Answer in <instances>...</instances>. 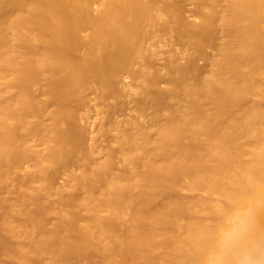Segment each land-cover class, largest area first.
Instances as JSON below:
<instances>
[{
    "label": "bare ground",
    "instance_id": "obj_1",
    "mask_svg": "<svg viewBox=\"0 0 264 264\" xmlns=\"http://www.w3.org/2000/svg\"><path fill=\"white\" fill-rule=\"evenodd\" d=\"M191 1L193 18L177 0H0V259L204 264L222 214L264 196V0ZM157 20L208 68L150 74V123H100L98 159L76 106L126 90Z\"/></svg>",
    "mask_w": 264,
    "mask_h": 264
},
{
    "label": "rangeland",
    "instance_id": "obj_2",
    "mask_svg": "<svg viewBox=\"0 0 264 264\" xmlns=\"http://www.w3.org/2000/svg\"><path fill=\"white\" fill-rule=\"evenodd\" d=\"M180 5L185 8L187 15L193 18L196 13V5L191 0H177ZM155 31L154 36H149L146 39L147 47L153 51L152 60L148 61L142 57L138 58L134 63V68L137 69V73L133 74L130 72H124L122 74V84L125 89L120 94H113L111 92L100 93L98 90L92 88L87 92L89 98L88 104L80 103L76 107L85 114L86 118L82 122V125L87 131V134L92 140L94 137V143H99L101 151L98 154V159H103L107 153V145L110 141V136H105L99 132V127L103 122L106 124L110 120H117L123 125H129L128 121L132 118H139L145 125H148L153 115L154 109L151 106L152 96L143 91V85L150 74L155 72L161 73L160 84L166 85L170 78L169 67L172 62L185 63L187 62L188 56L191 54L198 58V62L204 68H208L207 61L201 58L195 51V48L189 45L181 35L174 23L163 24L162 21L157 22L152 26ZM219 37L222 36V31H219ZM208 51H212V47L207 48ZM147 68L150 73L142 72L141 68ZM137 90V92L130 93V90ZM96 90V91H95ZM98 93V94H97ZM100 94V95H99ZM102 94V95H101ZM141 101L146 103V110L143 115L140 112L139 104ZM91 103V105H90ZM82 104V105H81ZM102 113H101V112ZM132 116V117H131ZM130 118V119H129ZM101 123V124H100ZM128 123V124H127ZM100 124V125H99ZM80 164L78 161H74L70 166L77 168ZM63 169L57 177V181L61 182L64 179ZM59 178V179H58ZM10 183L13 184L16 179L15 176H11L9 179ZM12 187H6L5 193L12 194ZM46 199V198H45ZM0 264H12L11 261L5 257L0 259Z\"/></svg>",
    "mask_w": 264,
    "mask_h": 264
},
{
    "label": "clouds",
    "instance_id": "obj_3",
    "mask_svg": "<svg viewBox=\"0 0 264 264\" xmlns=\"http://www.w3.org/2000/svg\"><path fill=\"white\" fill-rule=\"evenodd\" d=\"M264 196L222 214L204 264H264V228L259 213Z\"/></svg>",
    "mask_w": 264,
    "mask_h": 264
}]
</instances>
